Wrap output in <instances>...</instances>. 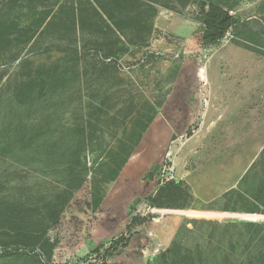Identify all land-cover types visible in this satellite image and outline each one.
Here are the masks:
<instances>
[{
  "label": "rangeland",
  "instance_id": "obj_1",
  "mask_svg": "<svg viewBox=\"0 0 264 264\" xmlns=\"http://www.w3.org/2000/svg\"><path fill=\"white\" fill-rule=\"evenodd\" d=\"M261 1L244 0L235 12L246 26L264 29ZM81 4L89 8L88 0H0V6H15L22 26L0 50V210L19 209L16 227L42 236L31 245L0 222V264H40L28 259L34 253L41 264H148L175 237L163 248L155 234L171 215L220 222L215 233L198 224L205 236L199 239L196 229L189 247L196 255L203 249L209 258L203 264H215V248L217 264H223L226 253H236L232 237L235 244L239 239L229 224L264 222V211L251 212L264 210V199L255 196L264 179V51L246 48L235 30L204 44L196 4L183 13L158 5L148 40L131 44L133 36L110 33L107 41L120 35L127 50L106 68L97 32L59 21ZM46 12L54 21L38 25ZM41 76L44 94L20 101L17 86ZM129 99L140 106L162 102L141 143L117 180L105 186L99 208L90 206L89 176L58 222H51L46 208L63 194L67 165L83 138L97 131L114 141L121 134L98 117L99 107L113 110ZM92 159L88 154L89 166ZM170 179L186 183L195 198L191 207L149 206L147 197ZM232 188L237 193L226 194ZM135 216L147 220L128 230ZM120 238L122 245L111 249ZM198 243L205 245L197 250Z\"/></svg>",
  "mask_w": 264,
  "mask_h": 264
},
{
  "label": "trees",
  "instance_id": "obj_2",
  "mask_svg": "<svg viewBox=\"0 0 264 264\" xmlns=\"http://www.w3.org/2000/svg\"><path fill=\"white\" fill-rule=\"evenodd\" d=\"M244 0H88L89 8L85 5L73 8L69 14L60 20L63 24H71L72 27L80 25L83 30L97 32L98 47L105 49L104 62L106 68L112 65L111 57H115L119 52L127 50L126 43L122 41V36L118 35V40L109 43L107 38L110 33L119 31L123 37L133 36L136 40L129 43L136 44L146 41L150 37L154 28V17L158 13V5L172 11L183 13L190 4H196L197 13L194 19L199 23L201 39L204 44H214L223 39L230 30H235V36L240 39V43L254 51H264V29L249 27L241 21L235 14ZM260 10H264V0L260 2ZM15 6H0V50L14 39V35L21 31L20 22L14 17ZM46 12L35 21L38 25L51 24L54 19L49 18ZM237 43L238 40L235 38ZM119 42L121 43L119 45ZM76 53H78L76 51ZM79 55V53H78ZM2 76L0 75V82ZM47 89L46 81L41 77H30L23 80L16 88L17 97L20 101H35L44 94ZM162 102L146 101L143 106L138 105L133 99L126 100L121 106L113 110H105L99 107L98 117L107 118L112 124L121 128V134L114 141H108L104 135L91 133L88 138H83V148L77 149L73 153V160L67 165V184L63 194L49 204L46 208L47 219L53 223L58 222L65 206L74 197L75 191L80 189L88 177L91 179V201L93 209L99 208L105 196V186L116 181L129 159L141 143L145 133L158 114ZM86 132V128L82 130ZM94 139V140H93ZM87 140V141H86ZM80 145V144H79ZM88 154L92 155L91 164L87 162ZM264 156V149L261 156ZM256 163V162H255ZM248 172L246 173V175ZM245 175V176H246ZM244 178V177H243ZM259 185L255 196L257 201L264 199V179ZM237 193L235 188L230 189L226 194ZM149 206L157 209H186L191 207L195 201L193 194L181 179H170L161 183L156 191L147 197ZM264 210L255 208L251 212L263 213ZM22 212L17 208L0 210V222L9 227L16 237L25 243L35 245L41 243L42 236L31 230H19V215ZM146 217H133L127 225V229L135 224H142ZM198 224H208L213 233L222 228L220 222L214 220H204L200 218H186L180 225L170 246L162 251L157 259H150L148 264H203L205 252L203 249L198 255L189 247L191 241H195L196 229L203 239V227ZM229 224V223H228ZM192 225V227H190ZM229 226L238 233V245L235 244L234 236L231 239V249L236 253L227 254L223 259V264H264V222L243 221L234 222ZM245 246L238 252L241 243ZM111 249H116L122 245L120 238L113 242ZM128 241L124 245H127ZM205 244L198 243L197 250ZM214 263L221 261L214 253ZM11 255V254H9ZM19 254V257H24ZM3 258V256H1ZM22 259V258H21ZM33 263H42L39 253L31 254L28 258ZM209 262V258L205 260ZM44 263V262H43Z\"/></svg>",
  "mask_w": 264,
  "mask_h": 264
},
{
  "label": "crops",
  "instance_id": "obj_3",
  "mask_svg": "<svg viewBox=\"0 0 264 264\" xmlns=\"http://www.w3.org/2000/svg\"><path fill=\"white\" fill-rule=\"evenodd\" d=\"M162 221L160 227L158 225V230L155 231V234L160 239L159 241L162 242L163 248H166L170 244L174 235H176L180 225L183 223L184 220L181 216L171 215L168 216L166 220Z\"/></svg>",
  "mask_w": 264,
  "mask_h": 264
},
{
  "label": "built area",
  "instance_id": "obj_4",
  "mask_svg": "<svg viewBox=\"0 0 264 264\" xmlns=\"http://www.w3.org/2000/svg\"><path fill=\"white\" fill-rule=\"evenodd\" d=\"M156 211V210H155Z\"/></svg>",
  "mask_w": 264,
  "mask_h": 264
}]
</instances>
